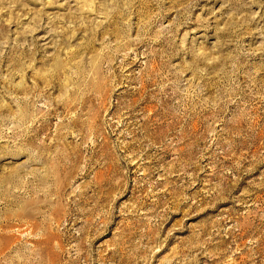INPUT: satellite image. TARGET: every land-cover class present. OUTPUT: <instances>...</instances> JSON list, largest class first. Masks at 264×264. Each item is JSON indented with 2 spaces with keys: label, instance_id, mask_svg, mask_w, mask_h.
Segmentation results:
<instances>
[{
  "label": "rangeland",
  "instance_id": "rangeland-1",
  "mask_svg": "<svg viewBox=\"0 0 264 264\" xmlns=\"http://www.w3.org/2000/svg\"><path fill=\"white\" fill-rule=\"evenodd\" d=\"M0 264H264V0H0Z\"/></svg>",
  "mask_w": 264,
  "mask_h": 264
}]
</instances>
